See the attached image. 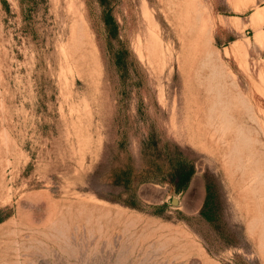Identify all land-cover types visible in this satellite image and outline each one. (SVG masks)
I'll return each mask as SVG.
<instances>
[{"label":"rangeland","instance_id":"rangeland-1","mask_svg":"<svg viewBox=\"0 0 264 264\" xmlns=\"http://www.w3.org/2000/svg\"><path fill=\"white\" fill-rule=\"evenodd\" d=\"M258 5L0 0V264H264Z\"/></svg>","mask_w":264,"mask_h":264},{"label":"trees","instance_id":"trees-1","mask_svg":"<svg viewBox=\"0 0 264 264\" xmlns=\"http://www.w3.org/2000/svg\"><path fill=\"white\" fill-rule=\"evenodd\" d=\"M105 21L106 23L110 22V17L105 15ZM188 166V167H186ZM173 178L171 179L172 184L176 189H182L185 188L191 179L192 174L194 173V167L193 165H187V163H181L179 162L177 165V168L173 169ZM115 182L122 181L119 178H115Z\"/></svg>","mask_w":264,"mask_h":264},{"label":"crops","instance_id":"crops-1","mask_svg":"<svg viewBox=\"0 0 264 264\" xmlns=\"http://www.w3.org/2000/svg\"><path fill=\"white\" fill-rule=\"evenodd\" d=\"M255 1H256V3L259 2V5H258L257 7L260 8V9L263 8V11H264V0H255ZM258 8H257V9H258ZM255 10H256V9H253V10L251 11V14H254ZM220 15H223V14H220ZM232 16H237V17H239L238 14H236V15H232ZM219 24H222V23H219ZM222 27H223V28H228V29L230 28V26L225 25V24H223ZM262 29L264 30V18H263V27H262ZM263 49H264V47H263Z\"/></svg>","mask_w":264,"mask_h":264},{"label":"water","instance_id":"water-1","mask_svg":"<svg viewBox=\"0 0 264 264\" xmlns=\"http://www.w3.org/2000/svg\"><path fill=\"white\" fill-rule=\"evenodd\" d=\"M173 200L176 201V197H174Z\"/></svg>","mask_w":264,"mask_h":264}]
</instances>
